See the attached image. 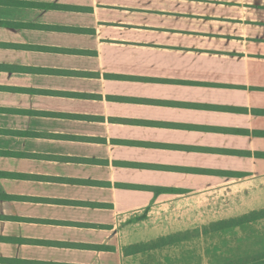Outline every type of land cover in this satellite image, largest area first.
I'll use <instances>...</instances> for the list:
<instances>
[{
	"label": "crops",
	"instance_id": "obj_1",
	"mask_svg": "<svg viewBox=\"0 0 264 264\" xmlns=\"http://www.w3.org/2000/svg\"><path fill=\"white\" fill-rule=\"evenodd\" d=\"M262 209L264 0H0V264Z\"/></svg>",
	"mask_w": 264,
	"mask_h": 264
},
{
	"label": "rangeland",
	"instance_id": "obj_2",
	"mask_svg": "<svg viewBox=\"0 0 264 264\" xmlns=\"http://www.w3.org/2000/svg\"><path fill=\"white\" fill-rule=\"evenodd\" d=\"M210 224L180 232L187 239L161 248V264H264V222L205 234Z\"/></svg>",
	"mask_w": 264,
	"mask_h": 264
},
{
	"label": "trees",
	"instance_id": "obj_3",
	"mask_svg": "<svg viewBox=\"0 0 264 264\" xmlns=\"http://www.w3.org/2000/svg\"><path fill=\"white\" fill-rule=\"evenodd\" d=\"M147 211H146V214H147ZM260 220H264V209L259 210V211H253L249 214H246V215H243L240 217L214 222V223L210 224L209 226L205 227V234L218 233V232H222V231L231 230V229L241 227V226H245V225H248L250 223L260 221ZM186 236H187V234L178 233V234L171 235L169 237H163V238L158 239L155 242H151V243L145 244L143 246L129 248L128 252L129 253L147 252L150 250L163 248L166 246H171V245H174L176 243H179V242L186 240L187 239Z\"/></svg>",
	"mask_w": 264,
	"mask_h": 264
}]
</instances>
